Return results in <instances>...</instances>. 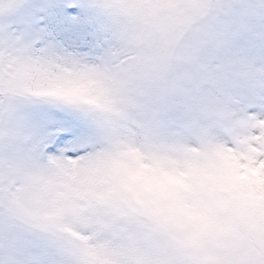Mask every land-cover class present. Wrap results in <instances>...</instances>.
Listing matches in <instances>:
<instances>
[{
    "label": "snow or ice",
    "instance_id": "1",
    "mask_svg": "<svg viewBox=\"0 0 264 264\" xmlns=\"http://www.w3.org/2000/svg\"><path fill=\"white\" fill-rule=\"evenodd\" d=\"M0 264H264V0H0Z\"/></svg>",
    "mask_w": 264,
    "mask_h": 264
}]
</instances>
